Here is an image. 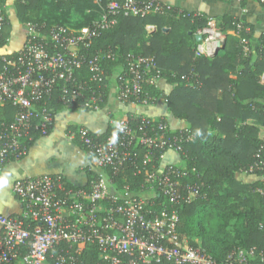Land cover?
<instances>
[{
    "label": "built area",
    "instance_id": "2783aa9c",
    "mask_svg": "<svg viewBox=\"0 0 264 264\" xmlns=\"http://www.w3.org/2000/svg\"><path fill=\"white\" fill-rule=\"evenodd\" d=\"M92 2L98 16L89 24L80 27L29 24L16 55L0 56V107L9 104L15 108L12 120H0V169L13 161L11 157L18 160L23 151L21 140L29 135L31 127L42 133L48 131L53 111L46 103L53 92L57 91V100L66 107L79 102L87 110L102 108V91L74 77L75 70L85 65L92 80L103 82L104 68L98 56L89 57L86 52L94 37L114 28L121 16L165 13L169 8L159 0ZM176 13L188 15L178 9ZM201 15L200 11L193 13ZM4 23L5 16L1 13L0 29ZM235 25L236 29L230 31L233 35L239 32L240 24ZM144 29L150 33L156 28L148 23ZM193 35L201 37L193 48L196 56L212 57L224 42L223 31L208 17ZM241 42L247 53V39L241 38ZM159 73L152 57L129 55L125 70L111 76L117 85V99L130 104H152L158 95L147 87L157 88ZM260 81L264 84V72ZM129 117L114 118L112 131L103 141H92L88 129L82 126L67 132L73 139L78 134L81 143L89 148L90 167L102 169L104 176L91 172L87 184L80 187L68 185L58 174L13 181L12 193L21 204V212L0 214V264H223L201 245L189 244L178 232V208L199 194L198 184L182 183L190 179L193 170L174 164L159 168L160 161L157 165L149 164L155 152L160 157L167 150L179 153L181 142L193 135L180 129L167 136L172 129L158 118H146L148 125L135 128ZM139 146L144 151L141 155L136 150ZM139 156L142 167L136 165ZM130 166L137 169L134 174L142 173L138 190L131 189L129 184L117 187L106 170L116 176ZM180 188L185 190V196ZM258 190L264 198V176ZM142 191L146 194H141ZM62 242L68 247L61 248L48 261L51 248ZM86 247H92L95 261L81 258ZM256 260L264 264V250L259 252L253 246L237 248L224 264H248Z\"/></svg>",
    "mask_w": 264,
    "mask_h": 264
},
{
    "label": "trees",
    "instance_id": "16d2710c",
    "mask_svg": "<svg viewBox=\"0 0 264 264\" xmlns=\"http://www.w3.org/2000/svg\"><path fill=\"white\" fill-rule=\"evenodd\" d=\"M257 1L264 6V1ZM16 9L22 22L45 27L54 24L80 27L98 16L92 0H25ZM176 9L169 6L165 13L119 17L114 28L101 31L86 49L89 57L98 56L104 68L103 82L92 80L85 65L75 70L74 77L102 91L103 107L108 97V81L115 72L125 70L129 55H144L155 60L159 78L173 88L167 94L153 86L147 89L157 93V100L165 101L175 118L187 121L189 128L186 131L193 135L192 139L181 142L182 150L178 154L182 166L193 170L190 179L182 183L198 184L199 194L178 208V232L189 244L201 245L216 261L224 264L228 255L237 248L254 246L259 252L264 250V198L258 190L261 181L246 183L235 177L237 172L264 176V84L260 81L264 72V32L253 49L255 55L252 57L244 52L241 42V38L249 37L250 24L225 14L220 25L224 32V47L212 57L196 56L193 33L205 25L206 17L204 14L193 16L194 12L184 10L181 11L188 15L178 16ZM3 11L0 9V14ZM73 14L82 15V19L72 20ZM4 16L0 48L7 44L11 29L7 16ZM148 23L156 28L150 33L144 29ZM236 23L240 24L239 32L236 35L227 33L236 29ZM164 27L167 30L164 31ZM15 55L16 52L5 54L9 58ZM83 95L87 96V93ZM46 106L52 109L53 115L64 107L57 100V91L47 100ZM68 107L87 110L79 102ZM14 112L15 108L9 104L1 106L0 120H12ZM158 119L167 122L164 117ZM129 121L135 128L149 124V120L140 115L130 116ZM76 128H69V131ZM49 131L50 128L42 133L31 127L29 135L21 140L23 151L18 160L37 138ZM111 131L112 126L102 133L88 129V134L92 141H103ZM178 131L180 129H172L167 136ZM74 140L91 159L89 148L81 143L78 134L74 135ZM137 148L141 155L144 151L140 146ZM159 157L160 153L155 152L149 164L157 165ZM11 160L15 159L11 157ZM136 165L142 167L141 156L136 159ZM106 170L119 187L129 184L131 189H139L142 173L134 174L137 170L134 166L116 176ZM179 190L183 196L186 195L185 190ZM67 247L66 242L52 247L48 261H52L53 255L61 248ZM91 248L86 247L81 258L95 261ZM248 264L262 262L256 260Z\"/></svg>",
    "mask_w": 264,
    "mask_h": 264
},
{
    "label": "crops",
    "instance_id": "0c3cea01",
    "mask_svg": "<svg viewBox=\"0 0 264 264\" xmlns=\"http://www.w3.org/2000/svg\"><path fill=\"white\" fill-rule=\"evenodd\" d=\"M167 6L188 12H202L206 17L214 20L221 28L223 15H232L239 20L250 24L251 30L248 41V52L254 57V47L258 45L259 37L264 32V6L257 0L219 1V0H159ZM3 14L6 15L11 29L7 44L0 48V56L17 52L22 45L29 22H22L17 16V0L0 1ZM231 30L227 33L231 34ZM224 33V32H223ZM196 41V39H195ZM157 89L161 93H169L173 86L161 77L156 81ZM108 97L105 105L99 110H81L72 107H62L54 112L50 131L37 138L28 148L26 154L16 161L7 163L0 169V214L17 215L21 212V204L12 193V183L21 177H33L42 174H58L63 176L74 187L87 184L89 171H104L90 167V157L78 146L73 137L67 132L72 127H85L95 133L105 132L112 126V120L122 115L144 118L164 117L171 129L189 128L187 121L175 118L168 110L164 100H157L150 105L123 103L117 99V85L113 77L108 81ZM159 168L165 164L182 166L179 154L174 150L165 151L159 160ZM235 177L246 183L261 181L262 176L251 172H237ZM145 195L146 192L142 191Z\"/></svg>",
    "mask_w": 264,
    "mask_h": 264
},
{
    "label": "rangeland",
    "instance_id": "374dc122",
    "mask_svg": "<svg viewBox=\"0 0 264 264\" xmlns=\"http://www.w3.org/2000/svg\"><path fill=\"white\" fill-rule=\"evenodd\" d=\"M1 11H2V9H1ZM81 19H82V15H80V14H73V16H72V20H74V21H78V20H81ZM117 187H119V186L117 185Z\"/></svg>",
    "mask_w": 264,
    "mask_h": 264
},
{
    "label": "water",
    "instance_id": "95a60500",
    "mask_svg": "<svg viewBox=\"0 0 264 264\" xmlns=\"http://www.w3.org/2000/svg\"><path fill=\"white\" fill-rule=\"evenodd\" d=\"M200 36H196V40H200ZM224 47V42L221 43V45L216 49V51L214 52L213 56Z\"/></svg>",
    "mask_w": 264,
    "mask_h": 264
}]
</instances>
